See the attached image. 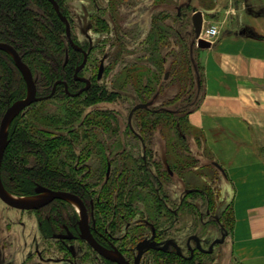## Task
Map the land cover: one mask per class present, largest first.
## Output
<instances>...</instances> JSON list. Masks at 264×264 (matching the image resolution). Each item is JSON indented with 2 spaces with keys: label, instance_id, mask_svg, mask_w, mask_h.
<instances>
[{
  "label": "rangeland",
  "instance_id": "1",
  "mask_svg": "<svg viewBox=\"0 0 264 264\" xmlns=\"http://www.w3.org/2000/svg\"><path fill=\"white\" fill-rule=\"evenodd\" d=\"M175 1L66 0L63 7L71 21V34L79 45L89 50V58L81 74L91 78L96 86L102 87L97 92L96 100L87 103L86 95L76 100L79 104L77 111L80 113L71 119L72 124L68 126L73 135L64 126L55 127L56 123L52 122L54 119L47 126L37 124V129L43 137H64L68 142V147L65 145L57 152L56 166L64 168L88 187L94 205L97 196L102 198L99 213L95 207L99 227L101 231L105 229V233H109L127 257H134L136 244L149 240L151 247L147 248L141 264H174L176 260L172 252L158 251L165 247L167 250L173 249L165 245V239L176 241L180 245L179 250L187 255L189 251L185 243L188 236L195 235L197 240L196 243L191 242L192 247H203V252L211 246L213 248L209 256L205 252L199 254L203 260L207 258L199 264H226L223 262L225 253L222 243L231 223L230 209L227 205L220 206V199L215 202L213 198L218 195L222 171L216 168L213 158L202 147L199 132L193 131L190 126L192 131L186 134L183 142L176 136L182 131L178 125L174 127L173 117L170 116L177 110L186 112L194 107L202 92L199 87L201 83H197V79L201 80L198 68L196 77L194 70L191 76L182 81L174 77L182 48L176 30L182 33L192 31L190 22L188 24L190 11L183 8V16L177 19L173 7ZM246 1L255 10L264 8V0ZM223 2L239 3V0H191L190 4L205 11L222 9L223 6L219 5ZM95 6H110L111 11L107 16L104 12L107 21L102 25L95 18L98 13ZM154 14H161L164 22L153 17ZM240 14L244 22L252 21L245 11H240ZM111 17L115 25L111 23ZM159 28H165L166 39L165 44L154 54L149 49L151 40L147 37L148 33L151 36L154 33L160 35L162 32ZM186 40V48L188 43L189 49L193 48L194 66L197 67L193 51L196 45L190 43L191 39ZM64 44L63 55L66 59L71 51L67 40ZM101 62L104 70L98 78L96 72ZM165 74L167 78L164 79ZM34 77L37 79L39 72ZM146 84L151 90L148 94L145 93ZM38 89L39 94L45 90L44 87ZM149 99L152 104L147 110L138 109L132 119L135 130L145 136L147 164L144 166L140 160L143 155L140 141L127 129L126 120L133 104ZM85 101L86 104L83 103ZM75 104L69 98L58 96L35 104L34 109L35 112L44 109L51 116L62 114L63 108L74 111ZM26 108L19 114H26L27 118L30 113ZM154 108L160 109L159 117L152 114ZM191 135L196 137L195 146L192 145L194 142H191ZM186 157L192 162L185 164L183 159ZM168 165L172 169V176L166 172ZM189 168H194L196 175L189 172ZM194 186L205 189L208 193L206 198L197 194L188 196L183 204H191L193 208L191 205H183L179 207L177 215L163 213V202L157 197L155 188L160 189V195L167 205L175 209L183 190ZM33 191L31 195H14L35 198V188ZM103 198L109 204L103 205ZM208 206L209 215L204 212ZM53 214L45 213L44 208L36 211L21 210L0 200V264H115L97 255L86 242L79 239L68 243L71 249L68 252L63 246L60 247L58 241L48 238L51 228L60 231L64 221L73 224L79 219L76 211L68 206L62 210L64 221L53 222ZM126 217L131 225L136 226L138 223L134 228L140 230V234L134 239L128 236L129 230L134 228L128 230L118 224L125 223ZM217 217L222 219L221 228L215 221ZM18 221L22 222L21 225ZM112 222L117 224L114 226ZM160 227L165 234L155 238V234H162ZM112 228L111 233L108 229Z\"/></svg>",
  "mask_w": 264,
  "mask_h": 264
},
{
  "label": "crops",
  "instance_id": "2",
  "mask_svg": "<svg viewBox=\"0 0 264 264\" xmlns=\"http://www.w3.org/2000/svg\"><path fill=\"white\" fill-rule=\"evenodd\" d=\"M220 4L223 10H201L219 33L209 48L193 50L202 92L187 120L222 171L216 198L231 215L223 262L264 264V8Z\"/></svg>",
  "mask_w": 264,
  "mask_h": 264
},
{
  "label": "trees",
  "instance_id": "3",
  "mask_svg": "<svg viewBox=\"0 0 264 264\" xmlns=\"http://www.w3.org/2000/svg\"><path fill=\"white\" fill-rule=\"evenodd\" d=\"M55 1L58 4L60 12L69 19L63 7L66 0ZM175 2L176 4L173 7L177 19L183 16V8H187L190 13L194 9H197L196 6H191V0H176ZM152 16L157 17L161 23L163 22L161 14H154ZM189 19L190 17H188V24ZM159 31L162 32L160 35L154 33L151 36L148 33L147 37V39L151 40V43L148 40L150 43L149 49L154 54H156L157 49H161V46L165 44L166 30L165 28H162V30L159 28ZM176 35L180 38L182 48L181 51L179 49L181 57L177 58L178 63L176 64V74L174 77L176 80L182 81L183 78L191 76L193 70L195 71L194 77H196L198 66H194L193 48L189 49V43L188 48H186V38L191 39L190 43L193 44V33L191 30L184 31L183 33L176 30ZM66 40L64 23L58 17L49 0H0V42L11 45L21 56L22 61L29 67L32 73L37 92H39V87H44L45 90L41 94L47 95L50 93L55 82L61 81L55 85V92L50 97L33 102L26 108L28 114L30 113L27 118L25 117L26 114H19L9 126V142L3 154L0 174L4 187L13 194L31 195L36 185L41 184L48 188L73 192L81 198L84 195L90 197L88 193L89 189L85 184L75 179L64 168L56 166L57 152L63 149L65 145L68 147V142L64 140L65 138H55L49 135L43 137L37 129V124L40 123L42 126H47L49 125L48 122L54 119L52 122L56 123L55 127L60 128L59 126H64L73 135L72 130L68 126L72 121L71 119L80 113L77 111L79 104L76 100L86 95V101L90 103L97 99V92L102 87L101 85L96 86L93 82L85 92L86 94L83 93L78 96L69 97L65 93L64 83L68 86V90L71 91L80 85L79 82L73 79L72 73L74 67L81 61V55L71 48L69 44L71 53L66 59L64 58V41ZM148 42L147 44H149ZM160 53L161 51L159 50V55ZM37 72H39V77L35 79L34 76ZM186 72H189V74L187 75ZM197 83H201L199 87L201 86L202 88L200 79H197ZM72 86L76 88H72ZM145 90L147 94L151 91L148 84L145 85ZM25 94V81L15 66L12 56L0 49V119L8 105L24 97ZM41 94L38 93V95L43 96ZM58 96L69 98L75 102L76 104L73 105L75 107L74 111L63 108L62 114L51 116L46 114L44 109L35 112V104L55 99ZM86 101L83 103L86 104ZM191 109L186 112L177 110L170 115L173 117L174 127L178 125L180 132L182 131L181 134H177L176 136L178 139L183 140V142L186 139V134L192 131L187 120V115ZM159 112L155 111L152 114L159 117ZM176 130L177 128L175 129V133ZM172 145L174 146L175 143ZM140 160L142 165L145 166L147 164V160L143 159V157H140ZM183 161L185 164L192 162L189 157H186ZM168 166L171 168L170 165ZM70 171L73 172V168ZM53 203H55L54 206H51ZM51 204L44 207V210L45 213L53 214L54 212V221L62 219V210L65 207L68 206L73 210L63 200H55ZM49 222L51 221H46V223Z\"/></svg>",
  "mask_w": 264,
  "mask_h": 264
},
{
  "label": "flooded vegetation",
  "instance_id": "4",
  "mask_svg": "<svg viewBox=\"0 0 264 264\" xmlns=\"http://www.w3.org/2000/svg\"><path fill=\"white\" fill-rule=\"evenodd\" d=\"M95 8H96V11L98 12L97 13V17H95V18H97L98 19V22H99V24H104L106 21H107V19L104 17L105 15V13H106V16H107V13H109L111 10L109 9L110 8V6H95ZM105 12V13H104ZM178 13H179V11H178ZM65 16V15H64ZM66 17V16H65ZM67 18V17H66ZM67 20H68V22H69V26H70V24H71V21H70V18L68 19L67 18ZM162 21L164 22V19H162ZM111 23H113V25H115V21H114V19L111 17ZM148 35V34H147ZM70 37H71V39H72V41H73V43L75 44V45H77L78 47H80V48H82V50L86 53V61H85V63H84V65H83V67L82 68H80L79 70H78V72H77V77L78 78H84V79H88L89 80V85H88V87L87 88H84L85 86H86V83L84 82V81H81V80H79V79H75V76H74V73H75V69L77 68V66H79V64L82 62V60H83V52L82 51H80V50H77V49H74L71 45H70V43H69V41H68V38H67V36H66V39H67V42H68V44L71 46V48H73L74 50H76L80 55H81V61L79 62V64H77L75 67H74V70H73V73H72V75H73V79L76 81V82H79L80 83V85H78V87L76 88L75 86H72V88H76V89H74V90H68V86L66 85V83H64V91H65V93L69 96V97H74V96H78V95H81V94H83V93H85L89 88H90V86H91V84L93 83V80L91 79V78H87V77H84L82 74H81V72H82V70H83V68L85 67V65H86V62H87V60H88V58H89V50H88V48H86V49H84L81 45H79L77 42H76V40H75V38L72 36V34H71V27H70ZM100 68H101V71H100V73H99V70H100ZM103 70H104V65H103V63L101 62V63H99L98 64V67H97V72H96V77H100L101 75H102V73H103ZM164 78H167V76H165L164 75ZM59 82H61V81H57V82H55V85L57 84V83H59ZM55 85H53L54 86V91H53V93L55 92ZM83 88V89H82ZM82 89V90H81ZM52 90V89H51ZM81 90V91H80ZM80 91V92H79ZM79 92V93H78ZM50 93H51V91H50ZM49 93V94H50ZM52 93V94H53ZM49 94H47V95H49ZM51 94V95H52ZM37 95H38V92H37ZM47 95H44V96H47ZM50 95V96H51ZM38 96H40V95H38ZM49 96V97H50ZM44 99H46V98H44ZM41 100H43V99H41ZM40 101V100H39ZM150 101V103H149V105H147V107H145V108H137V109H135L133 112H132V114H131V116H130V118H128V115H129V112H130V110L132 109V107L134 106V105H136V104H139V103H146V102H149ZM152 104V100L151 99H149V100H146V101H142V102H137V103H135V104H133V106L129 109V112H128V114H127V120H126V127H128V130H130L135 136H136V138L140 141V144H141V150H142V153H143V155H142V157H143V159H145V154L147 153V145H146V143H145V136L144 135H142V134H140L139 132H138V130H135V128L132 126V119H134L133 117H134V112L135 111H137L138 109H145V110H147V108L150 106ZM160 111V109H156V108H154L152 111L153 112H155V111ZM147 112H149V111H147ZM187 136V135H186ZM186 138V137H185ZM190 170H188L189 172H191L192 174H195L196 175V171L194 170V168H189ZM197 169V168H196ZM166 172L169 174V176H172V169L171 168H166ZM194 171V172H193ZM157 177V176H156ZM160 182V181H159ZM38 185H41V184H37L36 186H38ZM41 186H43V185H41ZM44 187H46V186H44ZM46 188H48V187H46ZM49 189H52V188H49ZM52 190H60V189H52ZM62 191H66V190H62ZM184 192H182V194H181V197L179 198V204H178V206H177V208H170L168 205H167V203L165 202V200L163 199V197L160 195V189L157 187V188H155V192L157 193V197L159 198V200L161 201V202H163V213L165 214V215H167V213H169L170 215H177L178 213H179V211H178V209H179V207H182L184 204H183V201H184V199H186L188 196H194V195H201V196H203L204 198H206V196L208 195V193H207V191L205 190V189H201L200 187H196V186H194V187H189V188H185L184 190H183ZM67 192H70V191H67ZM70 193H72V194H74V195H76L79 199H80V201L82 202V205L84 206V209H85V212H86V217H87V225H88V229H89V233L91 234V236H92V238L105 250V251H107V252H109L110 254H113V255H116V253H115V251H118L122 256H123V258L129 263V264H141V262H142V258H143V256L146 254V251H147V248H149V247H151V245H150V243L147 241V240H142L141 242H140V244L138 243V244H136L135 245V247H136V254L134 255V257L132 258V259H130L129 257H127L125 254H124V252H123V250L121 249V247H118V246H116V244H115V240L109 235V233L108 234H106L105 233V229L103 230V231H101V229H100V227H99V224H98V219H99V217H97L96 216V211H95V207H96V210H97V212L99 213L100 212V208H99V206H101V200H102V198H100L99 196H97L95 199V205H94V198L92 197V193L89 191L88 193H89V195H90V197H87L86 195H84V196H82L83 198H81L79 195H77V194H75V193H73V192H70ZM183 193H184V195H183ZM36 194V193H35ZM213 195H216V194H213ZM214 198V201L216 202V196H214L213 197ZM104 199V202H103V205H107V204H109V202H107L108 200L106 199V198H103ZM55 200H62V199H53V200H51V201H49L47 204H45V205H43L42 207H40V208H37V209H28V210H39V209H41V208H44V207H46V206H48L51 202H54ZM65 202L67 201V200H64ZM206 201H207V199L205 200V203H206ZM208 201H209V198H208ZM1 202H3L2 200H1ZM4 203V202H3ZM67 203L72 207V209L73 208H75V209H73V210H75L76 211V213H77V217L79 218L78 219V221L77 222H74L73 224L72 223H69V222H65L64 221V218H62L60 221L62 222V221H64V224L62 225L61 224V226L63 227L60 231H53V229L51 228V233L50 234H48V238H51V239H53V240H56V241H58L59 243H60V247H64L68 252H71V249H70V247H69V242L71 241V240H75V239H79V240H81V241H84V242H86V244L94 251V252H96V254L97 255H99L100 257H102V258H104V259H106V260H109V261H111V262H114L115 264H119V263H117L116 261H114V260H111V259H109V258H106L105 256H103V255H101L99 252H97V250L85 239V238H83L82 237V231H81V226H82V224H81V215H80V211H79V208L76 206V205H74L73 203H71V202H69V201H67ZM210 203V202H209ZM4 204H6V203H4ZM187 204V205H186ZM184 206L185 207H187V206H189V205H191V204H188V203H186ZM192 206V208L194 207L193 205H191ZM221 206V205H220ZM164 209H165V211H164ZM21 210H27V209H21ZM204 212H206V214L207 215H209V213H210V208H209V206L206 208V210L204 211ZM63 217V216H62ZM123 217V216H122ZM114 219H112V221H113ZM58 221V220H57ZM125 223L123 222V224L122 223H120V222H118V224H120V225H124L125 227H127L128 228V230L130 229V228H134V227H137V225H138V223L136 224V226L135 225H131V223L129 222V219H128V217H126L125 218ZM215 221L217 222V225H218V227H222V219L221 218H219V217H217V218H215ZM19 223H20V225H21V223L22 222H20V221H18ZM55 222V221H54ZM111 224H113L114 226L117 224H114L113 222L111 223ZM50 227V226H49ZM160 230L162 229L161 227L159 228ZM109 230V232H111L112 233V230H113V228L112 229H108ZM136 230H137V228H136ZM135 230V228L132 230V229H130L129 230V239H134V237H136L138 234H140V230H137L136 231ZM102 232H104V233H102ZM161 232H162V234L160 233V236H157L156 234H155V238H158V237H161V236H163V233L165 234V232H163V230H161ZM224 239V238H223ZM223 239L221 240V241H223ZM196 240H197V236H195V235H190V236H188V238H187V241H186V245H185V247L187 248V250L189 251V253L187 254V255H184L180 250H179V244H177V242L176 241H172V240H166L165 239V245H168V246H171L173 249L172 250H167V248L165 247V249H162V250H160V249H158V251H163L164 253L165 252H172L173 253V256L175 257V263L174 264H182V263H184V264H199L200 262H201V260H202V262L203 261H205V259H207V258H205L204 260L201 258V256L199 255V254H201V253H206L208 256L209 255H211L212 254V250H213V248H212V246L211 247H209V249H206V250H204V252H203V247H199L198 245H195L194 247H192L191 246V242H195L196 243ZM114 241V242H113ZM212 245H214V244H212ZM146 249V250H145ZM157 251V250H156ZM204 253V254H205ZM138 257V260H137V262H136V258ZM178 260H180V261H178Z\"/></svg>",
  "mask_w": 264,
  "mask_h": 264
},
{
  "label": "water",
  "instance_id": "5",
  "mask_svg": "<svg viewBox=\"0 0 264 264\" xmlns=\"http://www.w3.org/2000/svg\"><path fill=\"white\" fill-rule=\"evenodd\" d=\"M52 6L54 7V10L56 11L58 17L60 20L64 23L65 26V34L68 38V41L70 45L77 50H80L83 52V60L77 66L75 69V79H79L81 81H84L86 83V86L84 88H87L89 85V80L84 78H78L77 72L80 68L83 67L85 61H86V53L82 50V48L75 45L70 37V26L67 18L60 12L58 4L55 0H49ZM190 23L192 27V33H193V43L196 45V47L201 49H206L211 46V43L200 37L201 27L203 24V13L199 9H194L190 15ZM0 49L8 52L14 61L15 66L20 71L25 84H26V94L24 97L17 99L13 101L8 107L5 109V111L2 114V117L0 119V167L1 162L3 158V154L5 151V148L8 144V127L11 122V120L20 112H22L26 107H28L33 102L39 101L44 98H48L54 91V86L52 87L51 93L47 96H38L37 95V89L36 85L32 76V73L29 69V67L22 61L21 56L17 53V51L9 44L0 42ZM101 71V68L99 70V73ZM167 76V74H165ZM55 85V84H54ZM83 89V88H82ZM81 89V90H82ZM80 90V91H81ZM79 91V92H80ZM78 92V93H79ZM149 102L146 103H139L132 107V109L129 112L128 118H130L132 112L137 108H145L147 105H149ZM35 191L37 194V197L35 198H28V197H20L16 196L12 193H10L6 188L4 187L2 180H1V174H0V200H2L7 205L18 208V209H37L42 207L43 205L47 204L49 201L53 199H63L67 200L74 205H76L79 208L80 215H81V231H82V237L85 238L101 255L105 256L106 258H109L111 260L116 261L119 264H129L123 256L118 252L115 251L116 255L110 254L109 252L105 251L91 236L89 233L88 225H87V217L86 212L84 209V206L82 205V202L80 199L67 191L62 190H52L49 188H46L44 186L38 185L35 187ZM138 260V257L136 258V262Z\"/></svg>",
  "mask_w": 264,
  "mask_h": 264
},
{
  "label": "built area",
  "instance_id": "6",
  "mask_svg": "<svg viewBox=\"0 0 264 264\" xmlns=\"http://www.w3.org/2000/svg\"><path fill=\"white\" fill-rule=\"evenodd\" d=\"M218 33H219V29L216 24H209V25L204 24L200 32V37L212 43L216 39Z\"/></svg>",
  "mask_w": 264,
  "mask_h": 264
}]
</instances>
